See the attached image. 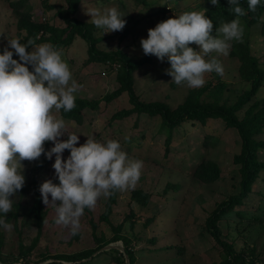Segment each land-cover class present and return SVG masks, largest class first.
Here are the masks:
<instances>
[{
  "label": "rangeland",
  "instance_id": "374dc122",
  "mask_svg": "<svg viewBox=\"0 0 264 264\" xmlns=\"http://www.w3.org/2000/svg\"><path fill=\"white\" fill-rule=\"evenodd\" d=\"M79 2L75 18L93 26L98 50L105 53L120 51L135 62L148 56L143 53L140 42L147 38L149 29L185 11L205 13L210 8L206 0ZM88 7H98L101 11L116 7L125 15L124 29L104 35L89 22L91 17L85 14ZM66 9V0H0V52L8 46V39L23 41L27 38V30H20L19 25L32 22L65 29L67 24L61 13ZM240 23L242 39L232 43L227 56L218 57L224 68L223 75L206 73L203 87L193 89L173 83V78L166 73L170 68L167 58L161 62L153 56L133 69L124 84L126 87L131 84L140 103L152 108L149 112L134 111L126 87L121 94L113 96L125 86L118 78L123 63H104L90 57L88 44L81 37L60 48L73 78L83 85L75 94L76 99L94 102L97 107H88L78 118L70 120L60 112L54 111V116L66 122L69 133L80 135L77 146L93 134L100 142L119 140L131 158L144 162L142 175L134 189L118 191L111 212H107L110 196L99 198L94 209H85L80 218L81 227L73 234L63 225L56 224L54 205H45L39 192L40 185L46 180L59 183L52 168L55 157L49 161L42 154L36 161H21L23 169L18 167L25 176V185L10 197L12 208L5 214L6 222L12 228L0 229V257L5 264H23L24 257L27 264H53L72 255L96 250L104 243L119 247L128 244L134 251L135 264L224 263L226 251L207 230L206 221L224 201L240 192V166L234 162V156L241 151L240 134L223 119L201 123L187 118L172 131L166 130L161 110L168 107L174 111L198 92L202 102L232 107L251 90L249 76L252 71L238 55L236 45L247 46L250 54L257 58L259 69L264 71V14L257 24L248 25L243 16ZM38 36L36 43H49L46 39L50 34L41 32ZM190 46L199 51L194 43ZM13 58L19 59L16 55ZM29 68L31 70V66ZM256 103L259 108L264 107V80L250 102L237 111L238 119L242 120ZM124 111L131 114L118 117ZM257 140L264 141V128ZM44 146L48 150L54 145L46 142ZM259 153L260 161L264 162V150ZM69 154V150H65L64 158ZM204 162L214 163L220 171L219 176L208 178L211 174L200 168ZM258 176L253 185L254 199H259L257 193H264V169ZM248 202L239 207L248 212L247 218L241 220L232 213L221 219V239L233 244L237 252L247 255L253 252L256 260L264 264V213L253 212L256 205L249 207ZM118 237L121 240L116 241ZM103 252L81 263L127 264V259L120 262L122 258H117V252Z\"/></svg>",
  "mask_w": 264,
  "mask_h": 264
},
{
  "label": "clouds",
  "instance_id": "9594fccd",
  "mask_svg": "<svg viewBox=\"0 0 264 264\" xmlns=\"http://www.w3.org/2000/svg\"><path fill=\"white\" fill-rule=\"evenodd\" d=\"M210 2L219 4V0ZM246 2L248 10L255 12L264 0ZM228 4L235 18L221 23L215 34L213 21L204 11H185L149 29L140 42L143 53L161 62L167 58L170 68L166 73L173 83L203 87L206 73L223 75L218 57L227 56L232 43L243 37L240 17L246 11L241 0H228ZM85 14L104 35L122 31L126 25L124 13L116 7L103 11L88 7ZM38 39H8V46L0 52V229L12 228L5 216L12 208L10 197L25 185L18 165L23 169L21 161H36L43 154L49 161L55 157L52 168L59 183L50 179L40 185L42 202L54 205L56 224L76 234L85 209H94L99 198L136 187L144 162L131 158L119 140L100 142L94 134L77 146L80 135L69 133L66 122L53 112L71 111L83 85L73 78L62 51L49 43L38 44ZM193 43L199 51L190 46ZM46 142L54 146L46 150ZM65 150L70 152L66 159Z\"/></svg>",
  "mask_w": 264,
  "mask_h": 264
},
{
  "label": "trees",
  "instance_id": "16d2710c",
  "mask_svg": "<svg viewBox=\"0 0 264 264\" xmlns=\"http://www.w3.org/2000/svg\"><path fill=\"white\" fill-rule=\"evenodd\" d=\"M206 1L210 5V8L205 12V15L209 19H212L214 25L213 34H215V29L218 27V23L231 21L235 18V14L230 12L229 8L231 6L228 4V0H219L218 5L211 4L210 0ZM66 2L68 3V9L62 11L61 13L63 21L67 24L65 29H56L55 27L50 25L48 26L47 24L35 25L30 21L31 23H29V25H19L20 30L24 28L28 33L27 38L21 42H26L29 38H35L39 35V33L43 32L50 34V37H48L46 40L49 41L51 45L60 49L66 44L71 45L77 37H81L88 44V54L90 57L104 63H123V68L118 75V78L122 84L125 83L133 69L139 67L143 63L150 61L153 58L154 55H148L141 61L135 62L129 58H126V56L122 55L120 51L114 53H105L99 51L96 47L98 39L93 35V26L75 18L80 3L79 0H66ZM240 6L246 11V15L243 17L246 19L248 25L257 24L260 22V18L264 14V3L258 5L255 12L248 10L246 0H241ZM63 36L65 38H63ZM236 46L238 48V55L252 71V74L249 76L252 80L251 90L245 93L237 104L233 105L232 107L208 104L201 101V93L198 92L192 97L188 98L187 101L176 110L172 111L168 107H164L161 112H163L164 115L163 124L166 126V130L172 131V129L179 125L181 121L189 118L196 119L201 123H206L209 119H223L226 121L229 127L235 128L239 132L241 137V151L234 156V162L240 166V192L231 196L229 200L224 201L220 208L215 209V211L212 212L206 221V228L212 237L218 241V244L223 246L226 251L223 264H261L256 260V256H253V252L251 255H247L245 252H237L233 244L221 239L222 229L219 225V222L223 217L226 215L230 216L232 213H235V216L241 218V220L243 218H247L248 212L239 209V207L247 203V201H249V207L251 205H256L255 209L252 210L253 212L261 211L264 213V193H257L259 199L253 198L255 195L253 193V185L259 178L258 175L264 169V162L260 161L259 153L260 150H264V141L257 140V136L260 134L261 128H264V109H261L264 107L259 108V103H256L254 106L249 108L247 115L242 120H239L236 114L239 109L250 102L253 96L256 95L260 89L262 81L264 80V71L259 69L257 65V58L250 54V49L247 46L241 44ZM125 87L126 85L121 87L119 91L114 93L113 96L115 97L116 95L121 94ZM125 90H127L129 93L131 102L134 106V111L149 112V110H152L149 105L140 103L131 84H129ZM88 107L96 109L97 104L84 99H76L75 107L71 111L64 112L61 110L60 113L65 119L70 120L78 118L80 112ZM128 114L131 113L124 111L119 113L118 117L121 118ZM204 164L205 162L200 168L202 172L204 171V173L211 174L207 176L208 178H215L219 176L220 171L214 163ZM117 193L118 191L114 192L109 197L107 212L112 211L111 207L117 200ZM119 240H121L120 237H118L116 241ZM106 246L107 244L104 243L96 250L72 255L71 257L65 258V260L62 259L59 260V262H54L53 264H67L64 263L66 260L70 262L69 264H87L89 262H81L90 259L91 256H94L98 250L100 251ZM113 251L119 254L117 258H122L120 262H125L124 260L127 259L125 258L127 256L130 259V264H135L136 258L134 251L129 247L128 244L124 245V252H119L118 249L113 248L112 250H108L103 253L109 254L111 252L113 253ZM0 261L4 264L6 263L1 257ZM23 262V264L28 263L26 257H24Z\"/></svg>",
  "mask_w": 264,
  "mask_h": 264
},
{
  "label": "water",
  "instance_id": "95a60500",
  "mask_svg": "<svg viewBox=\"0 0 264 264\" xmlns=\"http://www.w3.org/2000/svg\"><path fill=\"white\" fill-rule=\"evenodd\" d=\"M113 248H118L120 249L122 252H124V247H119L118 245H108L106 247H104L103 249H101L99 252H97L96 254L94 255H97L103 251H108V250H111ZM127 257V256H126ZM1 264V263H0ZM127 264H130V259L127 257Z\"/></svg>",
  "mask_w": 264,
  "mask_h": 264
}]
</instances>
